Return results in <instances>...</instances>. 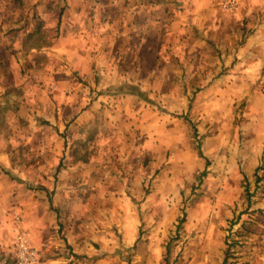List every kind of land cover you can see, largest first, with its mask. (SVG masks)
I'll list each match as a JSON object with an SVG mask.
<instances>
[{
	"label": "rangeland",
	"instance_id": "obj_1",
	"mask_svg": "<svg viewBox=\"0 0 264 264\" xmlns=\"http://www.w3.org/2000/svg\"><path fill=\"white\" fill-rule=\"evenodd\" d=\"M256 33L264 61V0H0V208L44 199L63 264H264V65L201 101Z\"/></svg>",
	"mask_w": 264,
	"mask_h": 264
},
{
	"label": "crops",
	"instance_id": "obj_2",
	"mask_svg": "<svg viewBox=\"0 0 264 264\" xmlns=\"http://www.w3.org/2000/svg\"><path fill=\"white\" fill-rule=\"evenodd\" d=\"M113 35L115 36L114 39L121 37L115 32H113ZM258 36L259 34L256 33L250 39L251 47L255 46L254 41ZM251 47L248 49L246 57L242 60L243 62L235 65L231 70L233 74L220 76L214 81L212 86L206 88L207 91L204 92L205 94L201 97V101L207 105L209 113L210 111L212 113L220 112L226 109L225 107H230L229 109L232 111L236 98L242 99L251 94L253 88L252 73L264 65L261 53H259L260 50L257 47H252V49ZM226 80H229L231 84H226ZM123 82L126 81L119 80V83L116 82L117 85L115 86L118 88L123 85ZM225 85H228V89L225 88ZM251 102L244 114L245 122L243 123L247 135L244 140L246 139L249 146H252V153L246 164L258 167L264 160V99L258 97V99H253ZM1 179L2 176H0ZM15 194H12L15 200L21 201L23 199L22 196H25L24 198L30 202L23 208L21 206H15L14 209H9L7 206L0 208V264L10 261L15 234L18 231L17 222L14 220L15 214H20L19 216L23 217L21 227L29 232L32 243L39 250L38 264H63L64 261L71 262V260H74V257L68 259V256L62 255L63 248L61 246L63 244L59 238H56V234L51 228L57 218V214L49 210L47 204L44 203V199H41L40 208L34 202V196L36 195L22 190L17 191ZM8 197V192H0V200ZM19 204L21 203L19 202Z\"/></svg>",
	"mask_w": 264,
	"mask_h": 264
},
{
	"label": "built area",
	"instance_id": "obj_3",
	"mask_svg": "<svg viewBox=\"0 0 264 264\" xmlns=\"http://www.w3.org/2000/svg\"><path fill=\"white\" fill-rule=\"evenodd\" d=\"M235 3L233 2L232 5ZM18 231L15 234L10 261L7 264H38L39 250L32 243L30 234L21 227V217L15 216Z\"/></svg>",
	"mask_w": 264,
	"mask_h": 264
},
{
	"label": "trees",
	"instance_id": "obj_4",
	"mask_svg": "<svg viewBox=\"0 0 264 264\" xmlns=\"http://www.w3.org/2000/svg\"><path fill=\"white\" fill-rule=\"evenodd\" d=\"M123 87H124L123 85L118 87V89H119V91H117L118 94H128V93H132L131 91H128V90H122ZM5 264H7V263H5Z\"/></svg>",
	"mask_w": 264,
	"mask_h": 264
}]
</instances>
